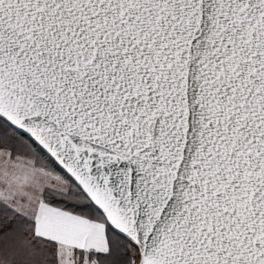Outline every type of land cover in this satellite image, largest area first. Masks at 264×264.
<instances>
[{
	"label": "snow or ice",
	"instance_id": "6c2138e0",
	"mask_svg": "<svg viewBox=\"0 0 264 264\" xmlns=\"http://www.w3.org/2000/svg\"><path fill=\"white\" fill-rule=\"evenodd\" d=\"M0 264H264V0H0Z\"/></svg>",
	"mask_w": 264,
	"mask_h": 264
}]
</instances>
